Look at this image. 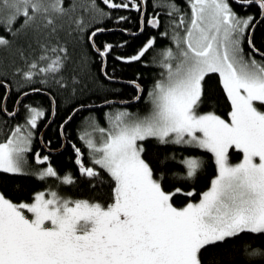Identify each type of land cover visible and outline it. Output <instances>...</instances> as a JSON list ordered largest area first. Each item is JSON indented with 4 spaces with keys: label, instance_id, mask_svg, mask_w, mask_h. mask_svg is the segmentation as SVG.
<instances>
[{
    "label": "rangeland",
    "instance_id": "374dc122",
    "mask_svg": "<svg viewBox=\"0 0 264 264\" xmlns=\"http://www.w3.org/2000/svg\"><path fill=\"white\" fill-rule=\"evenodd\" d=\"M23 1L0 0V6L25 4L31 10L25 25L35 32L47 16L49 23L58 19L51 0ZM189 5L184 25L177 21L181 34L177 24L166 23L164 35L171 36L161 56L163 78L149 90L146 109L112 107L82 125L88 171L98 166L110 174L116 202L104 208L49 189L15 205L0 195V264H181L176 247L186 242L177 238L187 222L196 241L185 251L184 264H198L201 245L242 230L264 231V110L258 105L264 104V72L241 50L249 19L226 0ZM208 72L219 75L230 100L228 120L194 112ZM41 116L40 109L29 107L24 120L0 137L1 170L40 178L56 174L50 164L41 165L46 157L29 158ZM148 137L213 155L216 175L197 202L182 208L170 204L140 156L137 142ZM230 148L242 153L239 161H229ZM183 163L188 174L198 166L192 156ZM227 208L234 210L230 217Z\"/></svg>",
    "mask_w": 264,
    "mask_h": 264
},
{
    "label": "trees",
    "instance_id": "16d2710c",
    "mask_svg": "<svg viewBox=\"0 0 264 264\" xmlns=\"http://www.w3.org/2000/svg\"><path fill=\"white\" fill-rule=\"evenodd\" d=\"M51 2L49 6L58 19L51 18L53 22L49 23L47 16L37 32L25 25V17L31 12L25 4L10 10L0 6V137L10 133L18 121L17 116L5 115L12 112L17 99L19 106L23 102L40 109L44 120L39 118L41 124L33 131L29 158L35 160L38 152L37 157L47 158L41 165L50 164L56 174L40 178L31 173L0 169V195L17 205L30 203L36 193L50 189L62 197L105 208L117 200L115 181L101 167L88 171L87 150L80 138L82 125L86 118L91 115L100 118L104 110L112 107L146 109L149 90L163 78L161 56L170 44L169 35L161 37L152 29L139 30L140 0H135V4L127 0ZM227 2L237 15L249 19L241 36V50L257 60L251 47L264 55V12L261 16L255 4L239 6ZM146 4H158L163 13L170 10V4L175 5L171 10L173 18L187 11L185 0H151ZM177 21L178 18L169 20L164 14L159 16V26L166 29L167 22L175 26ZM256 21L250 47L248 37ZM178 27L177 24L175 28ZM148 33L155 36L153 44L136 58L138 49L147 44ZM132 82L142 87L141 97L131 105H118L117 102H128L137 95ZM105 103L109 104L96 107ZM258 105L264 110V104ZM194 112L229 119L231 103L217 73L208 72L202 77ZM137 144L152 178L161 191L169 194V202L175 208L197 202L216 175L214 157L205 149L154 137L139 140ZM191 156L198 160V166L188 174L183 160ZM241 156L233 148L228 151L231 163L239 161ZM197 257L198 264H264V231L242 230L203 244Z\"/></svg>",
    "mask_w": 264,
    "mask_h": 264
},
{
    "label": "flooded vegetation",
    "instance_id": "af4514ba",
    "mask_svg": "<svg viewBox=\"0 0 264 264\" xmlns=\"http://www.w3.org/2000/svg\"><path fill=\"white\" fill-rule=\"evenodd\" d=\"M127 1H131L133 4H135V0H127ZM140 1H141V3H140V6H141V12L140 13L141 14H140V29L139 30L142 32L144 29H147V31H149V29H152L153 32L158 33V35H160L161 37H165L164 29H163L164 27L159 26V16L164 14V17L169 18V20H173V16H172L173 14H172L171 10L175 9V5L170 4V11H171L170 13H169V11H166V13H163L164 10L161 9L162 10L161 11L160 10L161 7L158 4H149V5L146 4V2H148V1L150 2L151 0H140ZM185 1H186V5H187V11L184 10V12L179 14L178 20L180 21V23H182V25L180 27H182L184 25V22H186V19L188 18V16L192 12V8L189 5L190 0H185ZM147 6H149V9H147ZM135 7H136V5H135ZM152 22H154V24ZM181 30L182 29L180 28L178 30V33L181 34L182 33ZM170 36L171 35H169V37ZM147 38H148L147 44L144 45L142 48L138 49V51L136 53V58L140 57L147 50V48L153 44L155 36L148 33ZM255 57L257 58V61H255L254 65H256L258 68H261V70L264 72V55H262V56L255 55ZM253 59L256 60L255 58H253ZM19 103H20V101L17 99L16 102L14 103V106H13V109L11 112V113H13L12 116H9V114H11V113H5V115L8 118H13V117L17 116L18 121H15L17 123H21L24 120V118L26 116L27 109H29V107H30L29 103L25 104L22 102V105H20V106H19ZM40 119H42V121H43L44 120L43 116H41ZM17 123H15V124H17ZM40 124H41V121L38 119V122H37L34 130L37 127H39ZM13 127H14V125H13ZM36 153L38 154V152H36ZM37 154H35L34 159H36ZM233 213H234V210L229 208L228 209L229 217ZM186 221L184 220V222H183V220H182L181 222L185 223ZM195 236L198 237V234H196ZM182 237L177 238V240H179V242H186V243L184 244L183 247H176L175 257L177 258V262H179V263L181 262V264H184V261L186 260V257H187V254L185 253V251L190 248V245H189L190 243L196 241L194 239V235L192 232V223L187 222V224L185 225V232H184V235Z\"/></svg>",
    "mask_w": 264,
    "mask_h": 264
},
{
    "label": "bare ground",
    "instance_id": "6f19581e",
    "mask_svg": "<svg viewBox=\"0 0 264 264\" xmlns=\"http://www.w3.org/2000/svg\"><path fill=\"white\" fill-rule=\"evenodd\" d=\"M231 1H232V0H231ZM254 1H262V2H264V0H254ZM251 4H255L256 6H258V7L260 8V10H261V16H262V15H263V12H264V3H262V4L251 3ZM251 4H250V5H251ZM246 6H249V5H246ZM256 23H257V21L253 24L252 29H251L252 31H253V29H254ZM251 30H250V35H249V37H248V38H249V39H248V45H249L250 47H251V43H250ZM99 32H100L99 30H98V31H95V32L92 34V37H93V35L98 34ZM92 37H91L90 40H92ZM251 49H252V51H253L256 55H258V56H262L259 52H256L252 47H251ZM107 52H108V50L105 51V53H107ZM102 57H104V55H102ZM104 65H105V63H103L102 71H103V69H104ZM131 85L135 87V89H136V91H137V95H136L132 100H130V101H128V102H117L118 105H120V106H128V105H131V104H133V103H136V102L139 100V98L141 97L142 92H143L142 87H141L138 83H136V82H132ZM105 104H106V103H105ZM105 104H104V105H99V106H96V107H97V108H99V107L101 108V107L105 106ZM50 120H51V119H50ZM60 129H62V128H60ZM78 164H79V162H78ZM78 167H79L80 171H83V170H84V168L81 167L80 164H79Z\"/></svg>",
    "mask_w": 264,
    "mask_h": 264
},
{
    "label": "water",
    "instance_id": "95a60500",
    "mask_svg": "<svg viewBox=\"0 0 264 264\" xmlns=\"http://www.w3.org/2000/svg\"><path fill=\"white\" fill-rule=\"evenodd\" d=\"M232 3H234L235 5H239V6H246V5H250L251 3H256V4H262V3H264V2H262V1H239V0H232ZM153 24H154V22H152ZM251 33H252V30H251ZM108 49H106V51H107ZM6 96H7V94H6ZM5 96V97H6ZM109 103H106L105 105H108ZM13 115V113H11V114H9V116H12ZM68 121V120H67ZM66 121V122H67ZM61 137H63V136H61Z\"/></svg>",
    "mask_w": 264,
    "mask_h": 264
}]
</instances>
